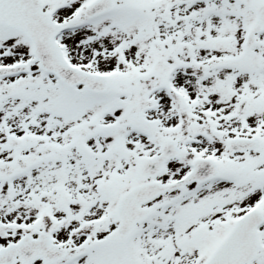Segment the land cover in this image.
Wrapping results in <instances>:
<instances>
[{
  "label": "snow or ice",
  "instance_id": "snow-or-ice-1",
  "mask_svg": "<svg viewBox=\"0 0 264 264\" xmlns=\"http://www.w3.org/2000/svg\"><path fill=\"white\" fill-rule=\"evenodd\" d=\"M0 264H264V0H0Z\"/></svg>",
  "mask_w": 264,
  "mask_h": 264
}]
</instances>
